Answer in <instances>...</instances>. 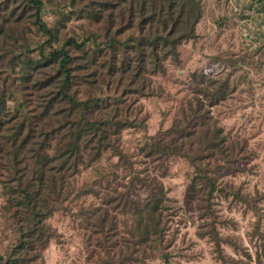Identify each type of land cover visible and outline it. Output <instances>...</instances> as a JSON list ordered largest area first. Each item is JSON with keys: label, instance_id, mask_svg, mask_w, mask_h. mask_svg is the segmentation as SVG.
<instances>
[{"label": "rangeland", "instance_id": "1", "mask_svg": "<svg viewBox=\"0 0 264 264\" xmlns=\"http://www.w3.org/2000/svg\"><path fill=\"white\" fill-rule=\"evenodd\" d=\"M71 1L45 0L43 18L58 33L56 41L47 42L49 35L41 33L26 16L16 20L27 37L20 46L24 55L19 64L13 67L5 59L13 68L3 71L5 76H12L8 85L13 94H7L4 110L7 120L21 113L27 120L36 113L41 117L43 103L52 98V91L57 89L52 82L45 84L40 92L34 80L30 81L31 77L21 76L22 68L32 67L41 57L42 43L43 52L48 54L53 48L64 45L69 36L82 41L94 32L97 37L100 35L99 40H105L103 25L93 23L87 16L79 17V7L72 10ZM201 2L203 12L197 24L198 35L180 46L181 63L167 59V72L152 75L153 94L144 90L142 93L146 94H141L140 99L135 100L134 93L130 102L128 100L127 107L135 124L121 130L117 144L120 151L127 154L125 161H128L109 148L89 165H82L74 179L77 186L87 189L90 185L108 182L113 186L119 181L129 184L133 174L144 177L150 173L158 175L164 184L167 195L165 240L157 246L147 244L146 248L134 250V258L126 264H264V0ZM130 33L133 29L118 36L124 40ZM28 50L31 52L27 54ZM77 63L84 65L80 59ZM84 66L88 68L74 70L72 92L77 98L93 97L103 101L115 98L118 89L121 92L116 81L112 82L107 66L98 63ZM55 70L52 64H45L41 67L40 79L53 76ZM195 72L228 79L232 91L226 99L211 106L206 133L195 145L190 158L183 154L169 157L164 164L151 162L142 148L179 116L182 105H186L193 94L191 76ZM0 86H3V78ZM215 124L222 127L228 138L229 156L200 159V153L205 152L202 148L207 131ZM57 149L55 139L49 152L55 153ZM90 151L86 153L91 158ZM130 167L137 171L126 172ZM7 171L0 166V173H4L0 175V255L5 258L19 238L17 227L3 207L6 195L2 179ZM204 175L213 177L214 183ZM112 185L103 192H113ZM137 185L144 195L146 191L140 183ZM126 188L119 185V191ZM80 203L88 206L102 202L93 191L80 199L73 194L66 201L70 209L60 208L46 219L56 235L41 250L42 257L32 264H116L120 249L112 241L116 236L132 238L131 213L122 212L121 206L116 211L110 208L111 216H117L119 232L102 233L88 224L90 216L77 215ZM132 250L124 249L121 257L131 255Z\"/></svg>", "mask_w": 264, "mask_h": 264}, {"label": "trees", "instance_id": "2", "mask_svg": "<svg viewBox=\"0 0 264 264\" xmlns=\"http://www.w3.org/2000/svg\"><path fill=\"white\" fill-rule=\"evenodd\" d=\"M44 5L45 0H0V80L3 78V86H0V166L8 169L2 179L6 195L3 207L19 234L8 257L0 255V264H32L42 257L41 250L56 235L46 219L60 208L70 209L66 201L73 194L80 199L91 191L100 196L102 203L88 206L80 203L77 215L90 216L88 224L94 231L99 228L102 233L119 232L117 216H111L110 208L116 211L121 206L124 208L122 212L131 213L132 238L116 236L112 241L120 249L116 264H126L134 258V250L146 248L147 244L157 246L165 240L167 195L164 184L158 175L150 173L144 177L133 174L129 184L119 181L113 186L108 182L99 186L90 185L87 189L77 186L74 179L81 172L82 165H89L106 149L111 148L124 161L128 159L117 145L121 130L135 124V118L131 117L128 109V100L130 102L134 93L135 100L140 99L141 94H153L152 75L167 72V59L181 63L180 46L198 35L202 2L72 0V10L79 7V17L87 16L93 23L103 25L105 40H99L100 35L97 37L94 32L82 41H78L76 36H69L64 45L53 48L48 54L43 52L42 43L41 57L34 61L32 67L22 68L21 76L25 79L31 77L30 81L34 80L40 92L45 84L52 82L57 89L52 91V98L43 103L41 117L36 113L27 120L21 113L7 120L5 103L7 94L13 92L8 85L12 76L3 73L12 68L5 59L16 67L24 55L20 46L27 37L16 20L26 16L41 33L49 35V43L58 38V33L43 18ZM129 29H133V33L121 40L118 35ZM91 44H94L93 47ZM78 59L84 65L98 63L102 67L107 66L112 82L116 81L122 88L121 92L118 89L115 98L108 97L103 101L93 97L85 100L77 98L72 92L74 70L85 67L77 63ZM45 64H52L56 70L53 76L43 80L39 76ZM191 80L193 94L186 105H182L179 116L169 128L151 137V141L142 148L151 162L164 164L169 157L183 154L190 158L208 126L211 106L226 99L232 91L228 79L195 72ZM126 85L136 88L128 89ZM144 90L146 93H142ZM62 103L67 105H60ZM55 139L58 149L50 153L49 148ZM229 145L222 127L215 124L207 131L202 148L205 152L200 153L198 158L218 159L219 155L227 158ZM88 150H91V158L86 153ZM128 171L137 170L130 167ZM204 178L214 183L213 177L204 175ZM138 183L146 191L144 195L139 191ZM120 184L127 186L126 190L119 191ZM110 185L113 192H103ZM114 203L117 204L112 205ZM124 249H133L132 254L121 257Z\"/></svg>", "mask_w": 264, "mask_h": 264}]
</instances>
